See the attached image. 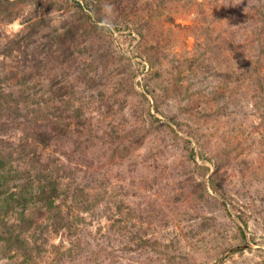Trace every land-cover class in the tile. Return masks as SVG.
<instances>
[{"label": "rangeland", "instance_id": "obj_1", "mask_svg": "<svg viewBox=\"0 0 264 264\" xmlns=\"http://www.w3.org/2000/svg\"><path fill=\"white\" fill-rule=\"evenodd\" d=\"M0 264H264V0H0Z\"/></svg>", "mask_w": 264, "mask_h": 264}, {"label": "trees", "instance_id": "obj_2", "mask_svg": "<svg viewBox=\"0 0 264 264\" xmlns=\"http://www.w3.org/2000/svg\"><path fill=\"white\" fill-rule=\"evenodd\" d=\"M19 108V107H18ZM53 132V131H52ZM36 143L38 144H41L43 147H47V142L46 141H44V138H42V137H40L37 141H36ZM48 188V187H47ZM42 189H44L43 187H42Z\"/></svg>", "mask_w": 264, "mask_h": 264}]
</instances>
